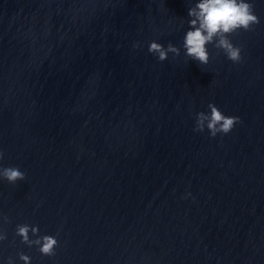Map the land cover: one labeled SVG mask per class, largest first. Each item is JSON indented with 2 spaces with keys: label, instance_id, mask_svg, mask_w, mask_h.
<instances>
[{
  "label": "water",
  "instance_id": "water-1",
  "mask_svg": "<svg viewBox=\"0 0 264 264\" xmlns=\"http://www.w3.org/2000/svg\"><path fill=\"white\" fill-rule=\"evenodd\" d=\"M195 2L0 0V167L25 173L0 177V264H264V0L241 61L208 44L201 65ZM210 102L229 133L193 131Z\"/></svg>",
  "mask_w": 264,
  "mask_h": 264
},
{
  "label": "clouds",
  "instance_id": "clouds-1",
  "mask_svg": "<svg viewBox=\"0 0 264 264\" xmlns=\"http://www.w3.org/2000/svg\"><path fill=\"white\" fill-rule=\"evenodd\" d=\"M188 16L190 17L189 28L183 37L182 47L185 49V56L197 61L200 65L209 62L208 44L222 50L229 60L241 61V49L233 44L230 37L241 29L251 30L260 22L250 0H196L188 8ZM134 47H139V44H134ZM148 51L156 55L160 61L166 60L169 53L175 56L180 54V48L171 42L165 47L155 40L149 43ZM208 108L210 112L200 111L196 114L193 131L203 132L207 128L209 134L215 137L218 133H229L240 121L238 116L225 115L215 103L210 102ZM3 155V151H0V159H3ZM0 177L15 184L25 179V173L18 167H0ZM30 231L36 236L35 239L29 238ZM38 233V226L21 224L16 228V234L22 237L23 243L29 246L38 245L43 255H55V249L58 246L56 237L40 236ZM5 238V235L0 234V240ZM19 258L24 264H30L31 258L28 255L21 252ZM9 264H12L11 258H9Z\"/></svg>",
  "mask_w": 264,
  "mask_h": 264
}]
</instances>
